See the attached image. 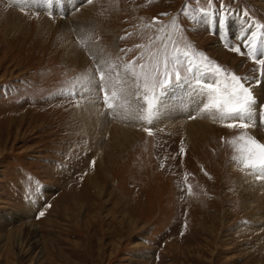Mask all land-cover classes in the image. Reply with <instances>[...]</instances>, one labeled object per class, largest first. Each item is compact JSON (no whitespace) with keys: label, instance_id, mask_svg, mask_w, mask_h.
<instances>
[{"label":"rangeland","instance_id":"rangeland-1","mask_svg":"<svg viewBox=\"0 0 264 264\" xmlns=\"http://www.w3.org/2000/svg\"><path fill=\"white\" fill-rule=\"evenodd\" d=\"M77 1L61 15L23 12L30 7L0 0V264H264V221L256 219L257 200L240 180L248 170L233 161L238 153L229 143L244 130L196 115L209 131L205 140L184 120L155 116L151 125L140 119L126 125L122 116L101 125L107 110L98 91L79 99L58 94L94 71L95 61L78 43L91 36L92 50L121 73L116 90L135 106L144 104L143 79L134 82L122 66L135 61L139 71L159 60L163 71L161 61L189 51L244 78L264 107V65L216 40L220 34L232 43L236 35L217 26L228 22L233 32L237 20L246 28L235 46L247 53L253 32L264 46L257 28L264 25V0ZM128 44L135 49H125ZM150 45L155 48L145 51ZM182 63L188 62L168 64L170 79L184 74ZM180 90L199 92L154 89L158 114L166 95ZM261 115L247 131L264 143ZM145 127L153 128L151 136ZM116 132L132 139L117 142Z\"/></svg>","mask_w":264,"mask_h":264},{"label":"snow or ice","instance_id":"snow-or-ice-1","mask_svg":"<svg viewBox=\"0 0 264 264\" xmlns=\"http://www.w3.org/2000/svg\"><path fill=\"white\" fill-rule=\"evenodd\" d=\"M13 2H19V0H13ZM85 2L90 4L92 3V0H85ZM211 3L212 0H209V6H211ZM200 12L207 19H210L212 16V13L203 9H201ZM153 23H159V20L153 18ZM222 23L223 19L221 18V24ZM173 27H178L174 20ZM257 28L264 32V25H258ZM91 40V36L78 38V43L88 51L90 57L95 61L94 71L86 76L77 77L75 81L71 82L69 88L62 90L58 94L79 99L83 98L84 93H87L88 96L91 97L95 96L98 91L103 102V107L106 110H110L108 114L112 118H118L120 117L122 110L125 108H131L133 101L128 97H123L122 93L116 90L121 73L116 70L113 62L105 59L102 54H98L96 51L92 50L91 43H89ZM257 40L258 35L256 32H253L251 33L247 53L242 51L239 45L232 46L231 50L235 53H239L241 56L247 54V56L252 58L254 62L264 65V59L257 60L256 58ZM121 51H123V49ZM193 55H195V53H193ZM181 57H183L184 60H187L189 65H191V67L188 68L189 72L193 71V68H195L197 72L200 71L199 66L196 65L189 51H182L180 55L174 56L172 60L176 63H181ZM170 62L172 61H164L163 71H161L158 60L150 69L148 65H140L139 71L133 67L135 61L122 66L123 72L134 82H138L141 78L143 79L144 92L142 99L144 104L138 107V112H140L138 118L145 121L148 125L153 123L156 116L157 97L152 95L154 89L159 87L163 91L167 86L173 83L170 79L171 74L168 71V64ZM214 72L217 77H219L222 74V69L219 66H216ZM158 76L164 78L159 79L157 83ZM243 80L244 78L239 75L229 74V78L226 81L217 79L214 83L202 84L201 79L196 78V84L200 86L201 93L206 94V102L199 111L208 113L213 121L217 119L225 121L226 123H224L223 126L226 128L244 130L240 135L229 141L238 153V155H234L232 159L241 166V171L248 170L255 175L257 180H264V143L260 142L254 136L249 135L247 131L252 127H255V99L250 86H246ZM178 81H181V77L177 72L175 82ZM97 84L99 85L98 89L96 87ZM221 85L223 86L221 87ZM137 88H139L138 83ZM118 98H123L125 103H117L116 101ZM140 98L141 94L137 91L136 100H139ZM189 118L195 119V116L193 115ZM261 122L264 123V110H262ZM144 131L149 136L152 135L150 127H145ZM180 152L181 154H184L185 150L181 148ZM94 163L95 162H93V164ZM190 191L191 188L189 186V192ZM44 215L45 213L43 211L39 213V216L41 217Z\"/></svg>","mask_w":264,"mask_h":264},{"label":"bare ground","instance_id":"bare-ground-1","mask_svg":"<svg viewBox=\"0 0 264 264\" xmlns=\"http://www.w3.org/2000/svg\"><path fill=\"white\" fill-rule=\"evenodd\" d=\"M67 1H69V0H67ZM77 2H78L77 0H71V2H68V4H67L66 1L64 2V0H27L28 4L33 3L34 5H36L40 8H44L45 10L46 9L50 10V8H53V7H56V8L61 7V9L64 8L65 10L68 8L72 9V6L76 5ZM54 11H56V9L55 10L53 9V12ZM73 27H76V26H73ZM120 79H121V77H120ZM166 96H167V98L165 100H163L165 103V104H163L164 110L162 112L160 111L159 114H157L156 120L157 121H163V122H169V123L179 122L180 120H184L183 121L184 123H185V121H188L185 124L189 128H191V132L194 134L195 138H196V136H199V138L201 140H205L207 138L209 131L206 130V127L203 125L204 122H201V121L198 122V121H195L194 119H192V121L190 122L189 120H191V119H188V118L192 115H196L197 117H200V119H206V121L208 119H212V117L208 113L199 111V109L202 108L203 104L206 102V94H202L200 92H198V94H195V93L188 94L185 91L180 90V92H176V91L170 92ZM123 97L130 98L127 93H125L123 95ZM121 100H124V99L121 98ZM96 105H98V104H96ZM135 105H136V102L135 103L133 102L131 104L130 109L125 108L124 110L121 111L120 117H122V116L126 117V120H125L126 125H129V122H136L139 119L138 118L139 117L138 106H135ZM94 107H96V106H94ZM90 108L92 110L93 106L92 107L90 106ZM109 111L110 110H107L106 112H104V116H103L104 122L101 125H106V123L108 121L110 122L113 120L122 121L119 117L118 118H112L108 114ZM256 111H257V113L254 115V121L258 118L259 114H262L261 112H259V110H256ZM92 116L94 117V115H92ZM96 116H98V115L95 114V118H96ZM83 118H84V116H83ZM88 121H89V119H88ZM92 121H94V119ZM98 121L99 120H97V122ZM258 121L259 120H257V122L255 121V124L258 123ZM100 122H101V120H100ZM260 124H261V122H260ZM186 125H184V126H186ZM260 127L259 128L261 129V133L264 134V125L260 126ZM256 128H257V126H256ZM187 132H189V131H187ZM116 137H117V142H121V141L122 142H128V141H130V139H132V135H129V134L124 133V132H118ZM119 145H120V143H119ZM240 180L245 184L246 191L249 192L251 195H253L254 196L253 198L255 200H257L256 206H257V208H260V211H258V215H255V216H256V219L258 221H260V223L262 224L264 221V180H257L255 178V175L250 173V171L245 172L244 176L240 177ZM248 184H250V187L247 186ZM246 186L248 188H246ZM98 187H99V185L96 183L95 188H98ZM253 191H255V192H253Z\"/></svg>","mask_w":264,"mask_h":264}]
</instances>
